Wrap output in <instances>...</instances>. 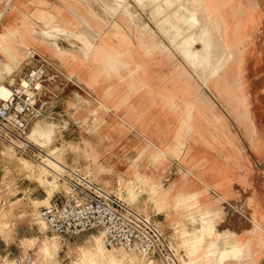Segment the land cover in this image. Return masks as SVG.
Listing matches in <instances>:
<instances>
[{
	"label": "rangeland",
	"instance_id": "1",
	"mask_svg": "<svg viewBox=\"0 0 264 264\" xmlns=\"http://www.w3.org/2000/svg\"><path fill=\"white\" fill-rule=\"evenodd\" d=\"M75 1L80 3V0ZM87 1L90 5L99 8L101 14L105 17L115 19L116 15L121 14L118 19L120 20L118 25L112 23L114 20L111 21L109 29H107V33L103 35L99 47L102 49H128L132 46L131 39L126 33H124L123 29L120 28L121 23L132 20V24L126 25L125 29L127 31H133V28L137 27L136 33L139 45L142 48H145L143 55H138L141 68V70L138 71L139 75L150 81H153L154 78H159V83H162L164 78L166 79L167 77L170 80V84L159 89L150 87L149 92L151 94L154 93L162 99L167 97L171 100L185 101V107L176 106L169 109L178 114L196 113V118L198 120L200 119L203 128L204 126H210L209 116L216 118L218 120V123L215 125L217 136L222 137L221 133L224 134V125L220 121L218 114L214 112L213 105L200 93L198 87H200L201 83V85L206 88H202V91L207 93L215 102L217 110L224 117L225 122L228 124L232 132L239 138L246 153H248L252 164V180L263 183L264 21L263 23H260L255 37H252L249 41V37L252 35V32L257 25L255 1L180 0L181 3L198 12L197 17L200 25L195 30V35L201 38L205 32H209L207 40L208 44L206 43L204 48L201 49L200 57L197 60L191 59L181 49L179 41L170 40L171 38H167V35L165 36L164 32L159 29L158 20L161 16L158 17L152 12L154 3L157 2L146 0L139 4L136 0ZM39 3L40 5L35 6L33 9H29L26 12L21 11L16 13L17 0L13 3L11 0L8 16L13 18H11L7 31L3 34L0 33V68H9L16 71H14L11 76H7L2 69L0 70V98L7 96L9 92L8 84L18 82L19 79H22L25 75L27 69L26 63L29 61L28 57L32 56V51H35V48H32L31 45L35 44L36 46L43 48V50L48 51L51 55L59 56L63 63L68 61L69 55L65 50L50 42L58 43V39H65L69 44L64 40H60L58 44L65 47L68 45L71 46V41L76 40L75 37L77 36V34L72 35V33L78 32V29L76 28L68 31L70 26L67 23L74 15H76V12L72 6H68L70 14L66 15L65 9L62 7L63 17L58 25L59 29L53 25L50 30L52 19H54V13H61V10L53 7V13L51 9L46 7L47 3L45 1L41 0ZM262 4L264 8V1ZM90 14L95 17H101L94 10H92V12L90 11ZM1 15L2 13L0 12V16ZM27 17H37L40 20L45 34L52 37H47L42 31H39V35L46 37L50 42L41 38L37 34V28L31 25H37L35 22L36 20L30 19L29 22L31 24H29L25 20ZM17 22H19V24H17ZM103 22L107 24L108 21L102 18V29L104 28ZM148 32L153 35L155 34L154 37L151 34H148ZM8 35H10L9 40L7 38ZM155 36L158 41L155 39ZM113 37L118 40V43L112 40ZM86 41L88 42L86 38H81L76 44H74V47L79 49L83 45L88 46L89 44H86ZM248 42H250L249 46L251 49H247L245 58L242 61L243 53L245 52ZM78 43L81 45L77 46ZM160 48L167 50V54H162ZM171 50L178 54V57L183 64H185L187 69H191L192 75L195 77L194 79L197 78L200 81V83H198V81L196 82L198 87L191 81L190 74L179 64L181 62L175 58L171 53ZM156 53H159L160 56L165 55L171 63H174L171 72L164 73L163 75H151V69L156 63L150 59L147 61V59L151 56L155 57L154 54ZM35 59L36 60H33L34 63L38 60H43L45 62L47 75L46 80L44 81L45 87L51 82H54L58 86H63V82L58 77V74L60 73L57 70L50 71V69L47 68L46 59L44 60L40 56H35ZM152 59L154 60V58ZM102 60L107 65V71L113 69L120 70L118 71V74H121L122 70L126 68L123 66L124 62L118 53L104 52L102 53ZM74 64L78 68H83V71L85 70L87 72L89 76L88 79H91L89 82L90 85L97 82L98 74L95 73L94 69H97L99 66L96 57H89L83 62H81L80 59L75 58ZM241 64H243V79L246 80L244 81V89L248 99V109L250 111L251 119L249 118L246 108L247 103L245 95L242 92V82L239 75ZM47 71H50V74H48ZM8 79L10 82L7 81ZM119 81L123 82L125 81V78H120ZM212 90L215 92L214 95L216 99L218 96L220 102L224 105L219 104L209 93ZM63 95H65V92H63ZM124 97H126V94ZM224 106L237 119L228 114ZM108 107L110 108V103L107 99L102 98V101L95 102L91 107L84 110L83 112L86 114L78 118L80 123H77V120L73 119L69 111L64 108L63 103L60 102L56 107L50 106L41 119H36L32 122V143L37 147V149L32 150V157L21 155L15 150L12 152L13 155L8 158L0 153V232H3L4 229L7 228L11 219L17 217L15 214H17L20 209V213L23 214L20 218H23L28 229H32L31 233L27 234L28 238L24 241V255L31 251L34 252L36 256L35 264H70L71 261L76 259V257L78 258L79 246L89 243L88 241L92 237L91 234L99 235L98 232L95 231L84 232L77 236H63L62 241L60 240L61 237L55 236L59 245L58 255L42 258L39 254L40 247L48 237L51 238L53 235L46 233L44 227L40 226L38 221L41 218L39 216L37 217V213L42 205L49 204L50 199L46 203H40L37 206H34L31 200L36 196L42 195V189L45 190V193L43 194L45 197L47 196L48 191L51 194V197H54V200L59 197V194L63 195L65 192L69 191L67 184L63 182L64 179H57L56 172H62V167H55L54 163L57 164V162L54 161L53 158L60 161V163H64L65 166L79 170V172L89 176L96 183L98 182L99 185L103 184L101 181V172L105 169H112L111 167H104V165L101 164V151L93 150V145L87 143V138L84 134H80L79 130L81 127L88 126V131L93 134L95 141L101 144L103 141L108 142L109 140H112V138L117 139L123 131H128V121L124 114L121 112L117 114L110 113ZM48 114L51 115L48 116ZM72 115H74V113ZM89 115H91L90 118H88ZM107 117L110 120H108ZM33 124H36V126ZM188 126L190 127V124ZM227 141L232 144V146H236L232 138H229ZM258 141L261 144V151H258L257 147H255V144ZM4 146L5 145L0 142V149H3ZM166 146L175 149H180L185 146V155H187V153L193 148L190 142H188L187 132L183 125H179L178 131H176L168 141L155 137L154 135H151L149 138L139 136L135 150L140 151L144 156L156 158L157 161L154 168L141 171L140 160H134L128 165L129 171L126 173L128 176L127 178H123L121 176L122 174L119 173L117 192L114 191L115 188L113 187H110L109 189L104 187L106 190L119 195L125 202L130 204L133 208H136L139 212L149 215L158 225L157 216H153L152 210L146 209V204H154L157 202V204L154 205L155 208L153 207L154 211L157 213L163 212L162 208L167 203L164 195L167 192H170L169 189H171V187L166 189L162 185V189L155 190L152 186V181L140 183L134 180L133 176L140 174L142 176L148 175L153 177L156 173V169L165 161L164 151L162 149L170 148ZM54 148H56V150ZM47 154H49V156ZM176 156H179V154ZM109 174L112 177L114 173L112 172ZM101 187L103 186L101 185ZM122 189H124L125 193L122 192ZM136 193L141 195H137ZM143 194L152 197L144 198L142 200L141 196ZM192 194L194 193H180L171 198H178L176 201V208L178 210L181 208H187L188 214L185 216L186 219L192 223L193 221L196 222L199 220L203 224H207L208 229H206L205 232L216 236L219 235L220 237L221 233L218 232L213 225L215 224V220L211 217L210 210H206L204 214L200 215L201 211L200 209H197V201L193 198L189 200L180 198L182 196L190 197ZM154 198H156V200ZM249 200L250 204L253 206L252 228L250 230L249 239L245 244H240L234 232L228 230L220 239L222 243L224 242L223 245L225 244L229 246L222 247V243L217 242L215 248L218 249L215 253L216 256H210L211 261L205 264H253V256L256 252L253 248L254 243L256 242L258 245L264 246V212L260 211V209L252 203L253 199L251 197ZM139 202L141 203L139 204ZM168 209L173 211L172 208ZM247 216H249V214H247ZM63 242L65 243L61 246L60 244ZM175 248L179 251L177 246ZM186 252L188 258L184 259L181 257L183 264H200V261L196 260V254L189 250H186ZM131 255L134 259L133 264H158L154 260H146L133 253ZM237 256L239 258V260L237 259L238 261L236 259V261L232 260ZM0 258L3 260V264H10L9 261L18 264L21 259L20 258L18 262H16L12 257L7 258L0 255ZM119 264L122 263L120 262Z\"/></svg>",
	"mask_w": 264,
	"mask_h": 264
},
{
	"label": "crops",
	"instance_id": "2",
	"mask_svg": "<svg viewBox=\"0 0 264 264\" xmlns=\"http://www.w3.org/2000/svg\"><path fill=\"white\" fill-rule=\"evenodd\" d=\"M14 1L15 0H12V3ZM39 1L41 0H17L16 13L21 11L26 12L29 9L35 8V6L40 5ZM42 1L47 3L46 7L51 9L52 12L54 10L53 7L61 10V13L53 12L54 19H52L50 30L53 25L59 29L58 25L63 17L62 7L65 9V14L67 15L70 14L68 6H72L76 12V15H74L67 23L70 26L68 31L76 28L78 29V32L72 33V35L77 34L75 37L76 40L71 41V46L68 45L65 47L58 44L60 40H64L69 44L65 39H58V43H53L46 37L39 35V31H42L44 34L45 32L37 17H27L25 19L29 24H31L29 22L30 19L36 20L35 22L37 25H31L37 28V34L53 45L64 49L69 55L68 61L63 63L59 56L51 55L48 51L43 50V48L36 46L35 44L31 45L32 48H35V51L32 52L42 57L44 60L46 59L47 68L50 69V71L57 70L60 73L58 74V77L63 82V86H58L54 82L46 85L48 91V108L50 106L56 107L57 104L61 102L63 103L64 108L69 111L71 117L77 120V123H80L78 118L86 114L83 111L91 107L93 103L102 101V98H105L110 103V108L108 107L109 112L116 114L121 112L128 121V131H123V133L119 135V138H112V140H109L108 142L103 141L102 144L95 141L93 134L88 131V126L81 127L79 130V133L84 134L87 138V143L93 145V150L101 151V164H103L104 167H111L112 169H105L101 172V181L103 183L101 185L108 189L113 187L115 188L114 191L117 192L119 173L122 174L121 176L123 178H127L128 176L126 173L129 171L128 165L134 160H140L141 171L154 168L157 161L156 158L144 156L140 151L135 150L138 137L149 138L151 135H154L155 137L168 141L171 139V136L178 131L179 125H183L187 132L188 142L193 146L187 155H185V146L180 149L166 146L170 148L162 149L164 151L165 161L156 169V173L153 177L148 175L142 176L140 174L133 176V179L140 183L152 181V186L155 190H160L163 186L166 189L171 187V189H169L170 192H167L164 195L167 203L162 208L163 210L156 208L163 212L157 213L154 211L153 207L155 208L154 205H156L157 202L154 204H146V209L152 210L153 216H157V221L161 226V229L169 237L173 246L179 248V255L184 259L188 258L186 250H189L196 254V260L200 261V264L209 263L211 261L210 256H216L215 253L218 250L215 249L217 242H221V236H224L228 230L234 232L240 244H245L250 237V230L252 228L253 206L250 204L249 198L251 197L253 199L252 203L256 205L260 211L264 212V181L263 183H260L252 180V164L248 153H246L239 138L232 132L228 124L225 122L224 117L217 110L215 102L207 93L202 91V88L205 87L201 85L197 78V80L194 79L195 77H193L191 69L188 68V70L178 57V54L171 50V53L175 58L181 62L178 63L190 74L191 81L197 87L198 85L196 82L198 81V83H200V87H198L200 93L213 105L214 112L218 114L220 121L224 125V134L221 133L222 137L217 136L215 125L218 123V120L216 118L209 116L210 126H204L203 128L200 119L198 120L196 118V113L178 114L170 110L176 106L185 107V101L171 100L167 97L162 99L154 93L151 94L149 92L150 87L159 89L170 84V80L167 77L166 79L164 78L162 83H159V78H154L153 81H150L139 75L138 71H140L141 68L138 55H143L145 48H142L139 45L136 33L137 27L133 28V31H127L125 29L126 25L132 24V20L128 22L125 21V23H121L120 26L124 33H126L131 39L132 46L128 49H102L99 45L102 42L103 35L107 33L106 30L109 29L111 21L114 20L112 23L118 25L120 21L118 19L121 14L116 15L115 19L105 17L101 14L99 8L90 5L87 0H80V3L75 0ZM254 1L256 6L255 15L257 17V25L252 32V35L249 37V41L252 37H255L260 23H263L264 21V8L262 4L264 0ZM10 4L11 0H0V12L2 13L0 16V33L2 34L7 31L11 18H13L8 16L10 12ZM92 10L101 17H95L90 14V11L92 12ZM102 18L108 21L107 24L103 22V29ZM17 24H19V22H17ZM148 34L151 33L148 32ZM10 35L7 36L8 40ZM45 35L47 36V34ZM151 35L154 37L155 34ZM81 38H86L88 40V42L86 41V44L89 45H83L77 49L74 47V44H76ZM155 39L158 41L156 36ZM112 40L118 43V40L115 37H113ZM80 45V43L77 44V46ZM249 45L250 42H248L245 52L243 53L242 61L245 58L247 49H251ZM160 49L162 54H167V50H164V48ZM104 52L120 54L121 59L124 62L123 66L126 67L122 70L121 74H118V71L120 70L113 69L107 71V65L102 60V53ZM154 55L155 57L151 56L147 59V61L150 59L156 63L151 69L152 76H156L157 74L163 75L164 73L173 70L174 63H171L165 55L160 56L159 53ZM89 57H96L99 66L97 69H94L95 73L98 74L97 82L92 85L89 84L91 79H88L89 76L87 72L85 70L83 71V68H78L74 64L75 58H78L83 62ZM152 58H154V60ZM34 60L36 59L34 58ZM242 66L243 64L240 66L239 75L242 82V92L245 95L247 103L246 108L249 118L251 119L250 111L248 109V99L244 89V81L246 80L243 79ZM50 71H47V73L50 74ZM123 77L125 78V81H119V79ZM63 92H65V95H63ZM209 93L219 104H223L220 102L218 96V100L216 99L214 90ZM125 94L126 97H124ZM225 109L228 114L236 118L227 108ZM73 113L74 115H72ZM90 117L91 115L88 116V118ZM189 124L190 127L188 126ZM229 138L233 139L234 144L236 145L235 147L228 143L227 140ZM260 145L259 141L255 144L258 151L262 150ZM178 154L179 156H176ZM112 172L114 174L111 177L109 173ZM41 192L44 194L45 190L42 189ZM122 192H124V189H122ZM180 193H194L190 197L182 196L180 198H184L185 200L193 198L197 201V209H200L201 211L200 215L204 214L206 210H210L211 217L215 220V224L213 225L216 230L221 233L220 237L219 235L216 236L205 232L206 229H208L207 224H203L199 220L196 222L193 221L192 223L186 219L185 216L188 214L187 208H181L178 210L176 208V201L178 198H171ZM43 194L36 196L35 198L42 199L45 197ZM149 197L152 196L143 194L141 199L143 200L144 198ZM154 199L156 200V198ZM53 201L54 197H51L49 203ZM140 203L141 202H139V204ZM168 208H172L175 212ZM247 214H249V216H247ZM22 215L23 214L20 213L19 209L17 214H15L17 217L11 219L7 228H5L3 232H0V255L7 258L12 257L16 262H18V260L24 255V241L28 238L27 234L32 231V229H28L23 218H20ZM57 237H61L60 240L62 241L63 236ZM64 243L65 242L60 245L62 246ZM223 243L221 244L222 247L229 246L225 244L223 245ZM253 248L256 250L253 256V264H264V246H260L255 242ZM238 256L232 260H239ZM11 262L14 263L13 261Z\"/></svg>",
	"mask_w": 264,
	"mask_h": 264
},
{
	"label": "built area",
	"instance_id": "3",
	"mask_svg": "<svg viewBox=\"0 0 264 264\" xmlns=\"http://www.w3.org/2000/svg\"><path fill=\"white\" fill-rule=\"evenodd\" d=\"M31 55L23 78L8 84V96L0 98V142L27 157H32V150L37 149L27 139L30 124L48 110L45 62L34 63L38 55L34 52ZM62 177L69 191L39 209L46 233L76 236L95 231L101 234L106 246L120 248L158 264H183L169 237L149 215L137 211L79 171L69 170ZM35 263L36 256L32 251L18 262ZM0 264H3L1 258Z\"/></svg>",
	"mask_w": 264,
	"mask_h": 264
},
{
	"label": "bare ground",
	"instance_id": "4",
	"mask_svg": "<svg viewBox=\"0 0 264 264\" xmlns=\"http://www.w3.org/2000/svg\"><path fill=\"white\" fill-rule=\"evenodd\" d=\"M136 1H137V3L139 2V4H140L146 0H136ZM150 1L151 2H157V3H154L152 12L154 15H156L158 17L161 16L158 20V27H160L159 29L162 30V32H164L165 36L167 35V38L168 37L171 38L170 40L179 41V45H180L181 49L191 59L197 60L200 57L201 49L204 48V45L207 43L208 33H209V32L208 33L205 32L201 38H199L195 35V30L200 25V22H199L198 17H197L198 12H196L195 10L186 6L185 4L181 3L180 0H150ZM113 8H115V7H113ZM63 34H64V32H63ZM0 45H1V41H0ZM196 45H198V46H196ZM1 69L2 68H0V70ZM2 70L6 73L7 76H11V74L14 71H16L14 69H9V68L8 69H2ZM5 78H6V76H5ZM7 81H9V79ZM23 84H26V82L24 81ZM8 94H9V92H8ZM8 94H7V96H8ZM7 96H4L2 98H6ZM200 100H201V97H200ZM49 115H51V114H48V116ZM38 122H37V125H38ZM33 125L36 126V124H33ZM39 125H40V123H39ZM27 139L32 142V139H33L32 138V123L30 124V129L28 132ZM3 144L5 146L3 149H0V153L3 156H5L6 158L11 157L13 155L12 152H14L13 151L14 148L8 144H5V143H3ZM54 149L56 150V148H54ZM47 155L49 156V154H47ZM43 159H45V158H43ZM53 160L57 162V164L54 163L55 167L56 166L62 167L61 168L62 172H60V171L56 172L58 180H60L61 178L64 179L62 176L65 173H67L69 170L79 171L73 167L65 166L64 163H60V161L55 160L54 158H53ZM63 182L66 184L65 180ZM102 188H104V187H102ZM109 192H111V191H109ZM65 193H67V192H65ZM111 193H113V192H111ZM113 194H115V193H113ZM115 195H117V194H115ZM117 196L119 198H121L119 195H117ZM50 198H51V194L47 191V196L45 198H43V199L32 198L31 201H32L34 206H37L40 203H46ZM121 199L123 200V198H121ZM36 209H37V207H36ZM37 214H38L37 215V217H38L39 211ZM38 222L40 223V226L44 227V229H45V223L43 222V220L40 219ZM98 234L99 235H95V234L92 235L91 234L92 237L88 241L89 243L79 246L78 258L76 257V259L71 261L70 264H119L120 262L122 264H133L134 263V259L131 255L132 253L130 254L124 250H121L120 248L117 249L116 247L106 246L102 242L101 234L100 233H98ZM58 252H59V245H58L57 240L55 239V236H53L51 238L48 237L43 242V244L41 245L40 250H39V254L42 258H47V257H50L52 255H58ZM9 262H10V264H14L11 261H9Z\"/></svg>",
	"mask_w": 264,
	"mask_h": 264
},
{
	"label": "water",
	"instance_id": "5",
	"mask_svg": "<svg viewBox=\"0 0 264 264\" xmlns=\"http://www.w3.org/2000/svg\"><path fill=\"white\" fill-rule=\"evenodd\" d=\"M47 76V75H46Z\"/></svg>",
	"mask_w": 264,
	"mask_h": 264
}]
</instances>
